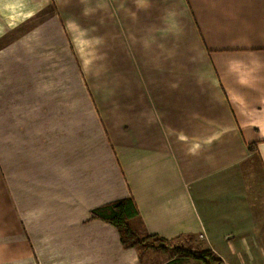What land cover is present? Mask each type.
<instances>
[{"label":"crops","instance_id":"obj_1","mask_svg":"<svg viewBox=\"0 0 264 264\" xmlns=\"http://www.w3.org/2000/svg\"><path fill=\"white\" fill-rule=\"evenodd\" d=\"M0 172V264H264V0H0Z\"/></svg>","mask_w":264,"mask_h":264},{"label":"trees","instance_id":"obj_2","mask_svg":"<svg viewBox=\"0 0 264 264\" xmlns=\"http://www.w3.org/2000/svg\"><path fill=\"white\" fill-rule=\"evenodd\" d=\"M251 151L257 149V144L250 145ZM91 219H98L113 225L121 235V241L125 247L138 248L141 252L149 247V241L164 243L168 240L148 233L140 221L138 207L132 197L122 198L92 210ZM197 252L183 254V257H195L202 264H224L223 260L210 249L197 247Z\"/></svg>","mask_w":264,"mask_h":264},{"label":"rangeland","instance_id":"obj_3","mask_svg":"<svg viewBox=\"0 0 264 264\" xmlns=\"http://www.w3.org/2000/svg\"><path fill=\"white\" fill-rule=\"evenodd\" d=\"M197 247L196 241L190 238H181L164 243L150 240L149 247L142 251V257L145 264H202L195 257L182 256L190 252L196 253Z\"/></svg>","mask_w":264,"mask_h":264},{"label":"built area","instance_id":"obj_4","mask_svg":"<svg viewBox=\"0 0 264 264\" xmlns=\"http://www.w3.org/2000/svg\"><path fill=\"white\" fill-rule=\"evenodd\" d=\"M201 237H203V235H201Z\"/></svg>","mask_w":264,"mask_h":264}]
</instances>
